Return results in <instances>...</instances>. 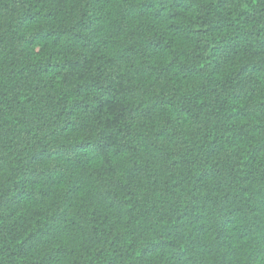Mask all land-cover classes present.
<instances>
[{
	"label": "trees",
	"instance_id": "obj_1",
	"mask_svg": "<svg viewBox=\"0 0 264 264\" xmlns=\"http://www.w3.org/2000/svg\"><path fill=\"white\" fill-rule=\"evenodd\" d=\"M0 264H264V0H0Z\"/></svg>",
	"mask_w": 264,
	"mask_h": 264
}]
</instances>
